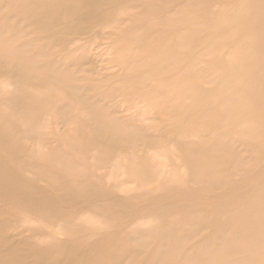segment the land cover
<instances>
[{"label": "bare ground", "instance_id": "1", "mask_svg": "<svg viewBox=\"0 0 264 264\" xmlns=\"http://www.w3.org/2000/svg\"><path fill=\"white\" fill-rule=\"evenodd\" d=\"M0 264H264V0H0Z\"/></svg>", "mask_w": 264, "mask_h": 264}]
</instances>
